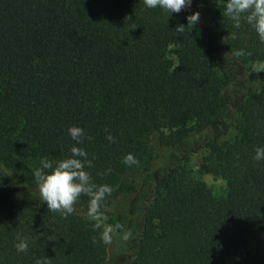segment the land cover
I'll return each mask as SVG.
<instances>
[{
    "label": "trees",
    "instance_id": "16d2710c",
    "mask_svg": "<svg viewBox=\"0 0 264 264\" xmlns=\"http://www.w3.org/2000/svg\"><path fill=\"white\" fill-rule=\"evenodd\" d=\"M226 2L168 18L143 0H0V264H264V70L251 66L264 43L233 27ZM192 11L198 24L175 33ZM72 125L92 181L113 188L101 208L120 225L113 255L86 195L62 217L32 176L42 157L70 155ZM128 153L139 163L126 166ZM194 153L223 193L192 175ZM141 189L114 218L115 200Z\"/></svg>",
    "mask_w": 264,
    "mask_h": 264
},
{
    "label": "clouds",
    "instance_id": "9594fccd",
    "mask_svg": "<svg viewBox=\"0 0 264 264\" xmlns=\"http://www.w3.org/2000/svg\"><path fill=\"white\" fill-rule=\"evenodd\" d=\"M193 0H143L146 9H161L170 13L168 18L174 13H180L184 9H190ZM222 15L232 21L233 27L239 28L241 21L246 22L257 34L259 41L264 43V0H227L224 5ZM200 19L199 11H192L186 16L187 25L177 23L174 32L182 34L186 26L197 25ZM235 39V33L232 34ZM247 53L240 49L235 53H225L224 59H232L235 56H243ZM264 70V69H261ZM68 135L76 142L70 148V155L63 159H49L42 157L39 166L32 170L36 187L40 199L46 203L47 209L52 212H59L62 217H67L75 211L74 204L81 195L88 197L86 219L92 222V229L99 230L100 241L104 244L113 242L114 234L120 225L108 223V217L101 211L102 204L106 196L111 195L113 188L107 184H97L92 181L89 172L92 161L88 157L87 151L79 147L84 137V130L80 126H69ZM109 141L113 137L109 134ZM254 159L264 161V146L255 148ZM126 166L136 165L138 159L131 153L123 157ZM96 238L93 237L95 243ZM15 248L18 252L28 250V239L17 236ZM35 264H50L48 257L37 258Z\"/></svg>",
    "mask_w": 264,
    "mask_h": 264
},
{
    "label": "rangeland",
    "instance_id": "374dc122",
    "mask_svg": "<svg viewBox=\"0 0 264 264\" xmlns=\"http://www.w3.org/2000/svg\"><path fill=\"white\" fill-rule=\"evenodd\" d=\"M170 55L174 58V52L172 49L170 51ZM251 66L255 69H264V61L260 59L256 60L251 64ZM189 167L191 169L192 175L199 180L205 181L213 189L215 194H221L226 190V180L221 176L214 175L205 170L204 165L202 163V155L200 153H194L192 155V159L189 162ZM142 174L143 173L138 175L137 179L139 182L144 179V175L142 176ZM141 193L142 189L139 193L120 197L119 199L115 200V202L109 209L111 211L112 216L115 218L116 215H118L120 212H124L129 206V204L131 202L134 203L135 200L138 198V195H140ZM137 207L138 205L136 204L134 208L138 209ZM115 242L116 241L113 238V242L110 244V255H113L118 251Z\"/></svg>",
    "mask_w": 264,
    "mask_h": 264
}]
</instances>
